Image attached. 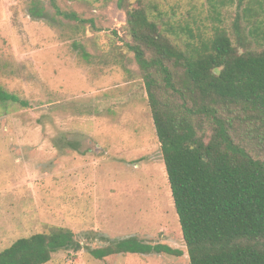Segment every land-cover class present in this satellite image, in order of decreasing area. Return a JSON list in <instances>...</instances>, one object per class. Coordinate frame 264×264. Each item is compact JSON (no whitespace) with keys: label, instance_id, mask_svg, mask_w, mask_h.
<instances>
[{"label":"rangeland","instance_id":"374dc122","mask_svg":"<svg viewBox=\"0 0 264 264\" xmlns=\"http://www.w3.org/2000/svg\"><path fill=\"white\" fill-rule=\"evenodd\" d=\"M137 1L196 37L221 27L233 43L234 18L244 5H125ZM118 2L56 0L62 11L91 19L93 28L56 15L49 0H0V88L15 97L0 101V251L62 227L79 247L58 250L45 264H189ZM32 4L46 18L32 16ZM129 237L138 249L162 244L171 251L93 255Z\"/></svg>","mask_w":264,"mask_h":264},{"label":"trees","instance_id":"16d2710c","mask_svg":"<svg viewBox=\"0 0 264 264\" xmlns=\"http://www.w3.org/2000/svg\"><path fill=\"white\" fill-rule=\"evenodd\" d=\"M49 3L56 15L95 28ZM118 5L189 264H264V0H238L235 43L221 27L196 37L187 25L156 19L141 1ZM30 13L46 18L36 4ZM8 99L15 97L0 88V101ZM136 241L122 238L93 255L171 251L138 249ZM78 247L74 233L58 227L16 239L0 251V264H45L54 252Z\"/></svg>","mask_w":264,"mask_h":264}]
</instances>
